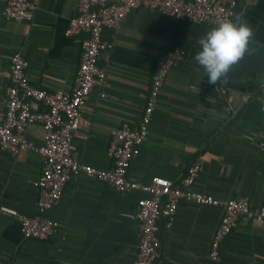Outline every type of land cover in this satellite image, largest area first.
Masks as SVG:
<instances>
[{
	"label": "crops",
	"instance_id": "1",
	"mask_svg": "<svg viewBox=\"0 0 264 264\" xmlns=\"http://www.w3.org/2000/svg\"><path fill=\"white\" fill-rule=\"evenodd\" d=\"M5 2L0 0V120L10 55L20 51L29 60L33 84L69 93L82 38L65 33L77 0H40L34 18L23 22L3 16ZM237 19L245 21L253 35L244 56L224 78V95L218 81L208 83L194 59L200 39L215 26L139 8L117 29H105L98 63L106 80L85 102L73 136L75 158L100 169L113 166L108 154L112 130L124 122L139 123L160 54L184 48L190 56L167 75L128 178L139 184L153 177L179 181L197 161L194 190L221 201L245 196L255 213L264 211V0H237L231 20ZM26 135L40 146L45 131L33 123ZM42 161L31 149L17 154L0 150L1 204L26 215L37 212ZM144 195L140 189L119 191L96 177L74 174L49 211L58 226L48 238L26 237L15 216H0V264H132L141 224L124 214L135 212ZM222 214V207L180 199L171 224L167 226L165 214L160 219L162 246L155 264H263L264 219L257 217L239 218L221 243L219 256H209Z\"/></svg>",
	"mask_w": 264,
	"mask_h": 264
},
{
	"label": "built area",
	"instance_id": "2",
	"mask_svg": "<svg viewBox=\"0 0 264 264\" xmlns=\"http://www.w3.org/2000/svg\"><path fill=\"white\" fill-rule=\"evenodd\" d=\"M39 2L6 0L2 14L15 22L31 21ZM236 6L237 0H77L76 12L70 17L65 30L67 36H82L81 59L74 87L69 93L48 91L33 84L27 73L29 60L20 51L10 55L9 84L5 90L4 116L0 120V150L17 154L31 149L41 155L43 166L36 181L39 191L37 212L26 215L0 203V216H15L24 236L46 239L55 233L58 226L49 211L60 202L65 185L72 175L83 173L96 177L119 191L140 189L146 195L138 199L136 211L124 214L137 218L141 224L139 248L132 264L157 262L162 246L160 219L164 214L167 215L169 226L180 199L222 207L223 214L209 249L212 258L219 256L221 243L239 218L264 219V211L255 213L245 196L221 201L211 194L194 190L191 186L200 170L197 161L189 165L179 181L153 177L149 183L139 184L128 178L137 147L148 135L155 102L167 75L176 64L190 56V52L184 48L160 54L139 123L132 126L124 122L112 130L108 146V154L113 159L111 168L100 169L82 163L74 156L73 136L82 121L85 102L91 90L106 80V71L98 63L105 48V29H117L131 10L139 8L217 26L224 20H231ZM218 83L221 95L226 94L225 79L221 78ZM33 123L41 124L45 131L40 146H35L27 139V128ZM248 138L253 137L248 135ZM261 148L264 149V143H261Z\"/></svg>",
	"mask_w": 264,
	"mask_h": 264
},
{
	"label": "clouds",
	"instance_id": "3",
	"mask_svg": "<svg viewBox=\"0 0 264 264\" xmlns=\"http://www.w3.org/2000/svg\"><path fill=\"white\" fill-rule=\"evenodd\" d=\"M253 33L242 19L224 20L211 28L199 41L194 59L206 74L210 85L226 78L245 54Z\"/></svg>",
	"mask_w": 264,
	"mask_h": 264
},
{
	"label": "trees",
	"instance_id": "4",
	"mask_svg": "<svg viewBox=\"0 0 264 264\" xmlns=\"http://www.w3.org/2000/svg\"><path fill=\"white\" fill-rule=\"evenodd\" d=\"M225 97V96H224Z\"/></svg>",
	"mask_w": 264,
	"mask_h": 264
}]
</instances>
